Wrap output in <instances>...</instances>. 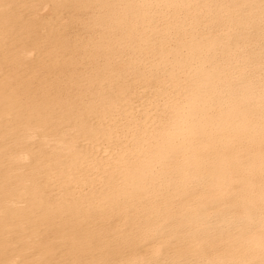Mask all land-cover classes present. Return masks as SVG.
<instances>
[{
  "label": "bare ground",
  "instance_id": "1",
  "mask_svg": "<svg viewBox=\"0 0 264 264\" xmlns=\"http://www.w3.org/2000/svg\"><path fill=\"white\" fill-rule=\"evenodd\" d=\"M0 264H264V0H0Z\"/></svg>",
  "mask_w": 264,
  "mask_h": 264
}]
</instances>
